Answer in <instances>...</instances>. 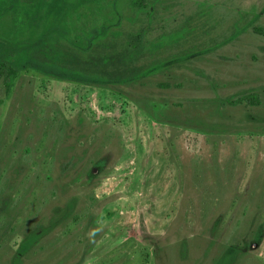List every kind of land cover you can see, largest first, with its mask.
<instances>
[{
    "label": "rangeland",
    "instance_id": "obj_1",
    "mask_svg": "<svg viewBox=\"0 0 264 264\" xmlns=\"http://www.w3.org/2000/svg\"><path fill=\"white\" fill-rule=\"evenodd\" d=\"M153 3V73L0 78V264H264V0Z\"/></svg>",
    "mask_w": 264,
    "mask_h": 264
},
{
    "label": "trees",
    "instance_id": "obj_2",
    "mask_svg": "<svg viewBox=\"0 0 264 264\" xmlns=\"http://www.w3.org/2000/svg\"><path fill=\"white\" fill-rule=\"evenodd\" d=\"M153 4V0H0V78L10 80L20 69L32 67L105 85L153 73L176 59L157 57L161 41L147 40L146 26L124 33L114 27L126 16L124 8L150 16ZM244 97L257 102L251 95Z\"/></svg>",
    "mask_w": 264,
    "mask_h": 264
}]
</instances>
